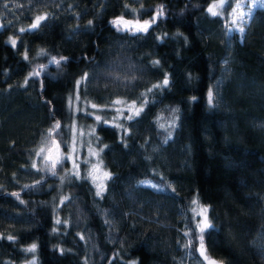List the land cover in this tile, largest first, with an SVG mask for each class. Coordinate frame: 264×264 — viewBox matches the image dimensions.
<instances>
[{
    "label": "trees",
    "instance_id": "1",
    "mask_svg": "<svg viewBox=\"0 0 264 264\" xmlns=\"http://www.w3.org/2000/svg\"><path fill=\"white\" fill-rule=\"evenodd\" d=\"M208 2L0 0V264L31 255L35 264H264V6L240 32ZM161 6L146 32L111 23L143 24ZM44 14L36 30L19 31ZM165 76L168 85L153 87ZM75 92L97 105L142 103L121 130L95 123L111 173L100 196L67 159L50 176L37 155L57 121L53 136L67 150ZM193 198L214 226L203 253Z\"/></svg>",
    "mask_w": 264,
    "mask_h": 264
},
{
    "label": "rangeland",
    "instance_id": "2",
    "mask_svg": "<svg viewBox=\"0 0 264 264\" xmlns=\"http://www.w3.org/2000/svg\"><path fill=\"white\" fill-rule=\"evenodd\" d=\"M241 4V8L237 9L236 16H239V13L243 11L245 14H248L249 11L254 10L257 6H264V0H225V3L223 7L221 8L219 5L221 4V0H209L207 3V9L210 6L216 5V11L218 13L222 12L223 14L220 15L222 18V23L225 25L227 31L236 30L235 28L230 27V23L232 21V9L235 8L236 4ZM251 16V14H250ZM250 16L246 15L245 22L249 19ZM238 22V21H237ZM244 22V23H245ZM244 23L241 25L243 27ZM238 31V30H236ZM78 95L77 92H75L68 100V105L70 107V110L72 111V119L70 121V139L68 142L67 150L61 151L60 146L59 150L56 149V147L52 150V156L54 159L62 160L67 159L68 165H69V171L72 172L74 167V162L77 164L79 174H83L84 177L87 178V173L91 170V166L93 164H97L100 161H102L99 157V148L96 145V136L93 132L95 123L98 121H104L109 124L121 125V127H117L118 130L123 129V126L125 122L127 121L125 117L129 114V105H132L134 102L135 108H141L142 103H139L135 100H127L124 98H116L113 99L111 102H109L107 105H97L92 103L91 101H86L82 99H77ZM70 100H71V106H70ZM91 105H96L97 107L93 109ZM82 113L88 115L90 120L86 119L85 121L80 120L76 114ZM100 117V120H97L95 117ZM90 133H92L90 135ZM74 144L75 151H72V147ZM45 152L40 156V160H42L43 155H48L49 145L44 147ZM94 150L98 153L97 156H90L89 151ZM40 150V149H39ZM39 152V151H38ZM68 157H71L70 159ZM49 163V162H44ZM109 172L106 167L102 164H100V171L96 173V175L99 177L97 180V183L103 182L105 186V182L107 178L103 177V172ZM89 182L91 183L94 191L96 192V185L92 182L90 178H87ZM193 201H196V204L194 205L192 203L193 209H196V212H199L201 208H206L207 206L205 204H202L197 198H193ZM192 201V202H193ZM194 215L196 216V222L199 223L202 219V217L196 215L194 212ZM208 217V215H207ZM209 221V219H208ZM30 246V245H29ZM29 246H26L28 248ZM32 253V252H31ZM35 260V258L31 255V257L27 260V262L22 264H28V261ZM206 264H222L219 260L209 258L205 256Z\"/></svg>",
    "mask_w": 264,
    "mask_h": 264
},
{
    "label": "snow or ice",
    "instance_id": "3",
    "mask_svg": "<svg viewBox=\"0 0 264 264\" xmlns=\"http://www.w3.org/2000/svg\"><path fill=\"white\" fill-rule=\"evenodd\" d=\"M225 3V0H221V4L219 5L221 8L223 7ZM127 7V6H126ZM216 5H213V6H210L207 11L212 14L213 16H216V15H222L223 13L220 12L218 13L215 9H216ZM241 8V4L237 3L235 8L232 9V12H231V15H232V21L230 23V27L231 28H235L236 30L240 31V32H243V27L241 26L244 22H245V19H246V15L247 16H250L251 14V11H249L248 14H245L243 11H241L239 13V16L237 17L236 16V11L237 9H240ZM135 11V10H133ZM162 15V6H161V10H157L156 12V15L153 16L152 20L151 21H144L143 24H140L138 21L135 23V25H133V22L132 21H124L122 17H119L117 18L116 20H113L111 21V23L117 27V30L119 31H124V30H128V31H132V30H135L137 32H146L148 30V28L151 26V24L155 23L156 19ZM48 18V15L47 14H44V15H38L35 17L34 19V22L30 25V27L28 29H25V28H20L19 31L21 33L25 32V31H32V30H36L38 28V26L40 25L41 21H45L46 19ZM238 21V22H237ZM91 21H89V25H91ZM121 25H123L121 27ZM9 42L15 46L16 44V40L13 39V38H10ZM38 55H48V53L41 49L40 53H38ZM25 59H27V54H25ZM67 58L66 57H55V56H52L50 57V60H49V63H53L57 66H59L61 64L62 61H66ZM154 63L158 64L159 62L158 61H155ZM46 68V65L44 64H40V65H37L36 68H34L33 72L30 73V77H38L40 75V73L42 71H44ZM87 77V74H85V78ZM25 83H27V79L25 80ZM169 81H168V78L167 76H165V79L163 80L162 82V85H154L153 87H156V88H159L161 86H166L168 85ZM80 84V81H77V86H79ZM151 91V90H149ZM77 99H79V97H77ZM146 102V101H145ZM70 106H71V100H70ZM208 103L209 105H211L213 103V92L212 90L210 89L209 92H208ZM91 107L93 109H95L97 106L96 105H91ZM141 111H143V108H135L134 106V102L132 105H129V114L125 117L126 120H133L135 119L136 117H138L141 113ZM97 120H100V117H95ZM106 123V122H105ZM60 122L57 121L53 127L51 129L48 130V134H49V139H50V142L53 144L54 147L58 148L59 147V144L58 142H56L55 140H52L51 137H52V134L54 132H56L59 128H60ZM117 127H121V125H116ZM165 125L164 124H161L160 127H164ZM125 132H127V130L125 129L124 130ZM94 132V130H93ZM92 133H90L91 135ZM97 139H99L97 137ZM72 147V151L74 152L75 151V147H74V144ZM49 151V154L48 155H43L42 156V160L44 162H51L50 163V166L48 167V170L53 174L55 175L56 174V164H57V160L53 158V156L51 155V149L48 150ZM100 151H103V149L101 148ZM45 152V148L41 147L39 152L37 153V155H41ZM89 155L90 156H97L98 157V153L94 150H91L89 151ZM69 159L71 157H68ZM59 162H62V161H59ZM100 164H102V161H100L99 163L97 164H93L91 166V170L87 173V178H90L92 180V182L96 185V195L97 196H100L102 195L103 191L105 190V186L103 184V182L101 181L100 183H97V180L99 179V177L96 175L97 172L100 171ZM32 167L33 168H36L37 165L35 162H33L32 164ZM78 165L75 164L74 162V167H73V170L72 172L70 173V175L74 176L75 178H79V171H78ZM103 177L104 178H110L111 177V173L109 172H103ZM61 181H63L64 177H60ZM39 183V181L37 182ZM141 183H144L143 181ZM152 187H156V185H152ZM14 195H18V194H14ZM65 200L68 199V197H64ZM194 205L196 204V201H193L192 202ZM193 212L196 213V215L202 217L201 221L199 223L196 224V229L198 230V238H199V243L201 245V248L199 249V251L201 253H203V233L206 229H209V228H212L214 227L213 225L210 224V222L208 221V217H207V209L206 208H201L199 212H196V209L194 208L193 209ZM107 222V221H106ZM60 223V220L58 219L57 220V224ZM66 223V222H65ZM8 239L12 240L14 239L13 237L9 236ZM81 239H83V236H81ZM189 244H191V240H189ZM37 248V245L36 244H32L30 245L28 248L25 249V251L27 252H32L34 253L35 250ZM59 251L63 252L64 249H59ZM28 264H35V260H30L28 261ZM85 264H87V262H85ZM133 264H135V262H133ZM214 264V262H213Z\"/></svg>",
    "mask_w": 264,
    "mask_h": 264
},
{
    "label": "water",
    "instance_id": "4",
    "mask_svg": "<svg viewBox=\"0 0 264 264\" xmlns=\"http://www.w3.org/2000/svg\"><path fill=\"white\" fill-rule=\"evenodd\" d=\"M52 140H55L53 134H52V137H51ZM56 141V140H55ZM57 142V141H56ZM55 147L53 146V144L51 143L50 146H49V149L53 150ZM49 154V152H48ZM51 155H52V151H51ZM50 176H53V174L51 173ZM47 177H45L44 179H46ZM7 191H5L4 193H6ZM16 191H12V193H15Z\"/></svg>",
    "mask_w": 264,
    "mask_h": 264
},
{
    "label": "flooded vegetation",
    "instance_id": "5",
    "mask_svg": "<svg viewBox=\"0 0 264 264\" xmlns=\"http://www.w3.org/2000/svg\"><path fill=\"white\" fill-rule=\"evenodd\" d=\"M57 150H59V147L58 148H56Z\"/></svg>",
    "mask_w": 264,
    "mask_h": 264
}]
</instances>
